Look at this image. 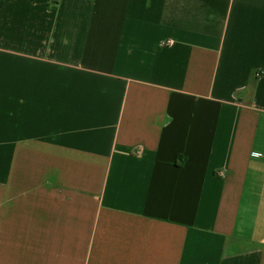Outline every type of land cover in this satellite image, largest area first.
Segmentation results:
<instances>
[{
	"label": "crops",
	"instance_id": "1",
	"mask_svg": "<svg viewBox=\"0 0 264 264\" xmlns=\"http://www.w3.org/2000/svg\"><path fill=\"white\" fill-rule=\"evenodd\" d=\"M0 264H264V0H0Z\"/></svg>",
	"mask_w": 264,
	"mask_h": 264
},
{
	"label": "trees",
	"instance_id": "2",
	"mask_svg": "<svg viewBox=\"0 0 264 264\" xmlns=\"http://www.w3.org/2000/svg\"><path fill=\"white\" fill-rule=\"evenodd\" d=\"M181 159H182V156L177 160L176 165L182 166V162H180Z\"/></svg>",
	"mask_w": 264,
	"mask_h": 264
}]
</instances>
